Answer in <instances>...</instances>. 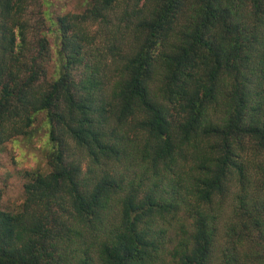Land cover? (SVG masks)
Here are the masks:
<instances>
[{"label":"trees","instance_id":"1","mask_svg":"<svg viewBox=\"0 0 264 264\" xmlns=\"http://www.w3.org/2000/svg\"><path fill=\"white\" fill-rule=\"evenodd\" d=\"M0 0V150L20 172L0 264H264V0Z\"/></svg>","mask_w":264,"mask_h":264},{"label":"rangeland","instance_id":"2","mask_svg":"<svg viewBox=\"0 0 264 264\" xmlns=\"http://www.w3.org/2000/svg\"><path fill=\"white\" fill-rule=\"evenodd\" d=\"M88 0H40L38 18L50 47V62L47 66V79L50 80L56 66L58 38L51 30L58 16L68 13H81L87 7ZM35 134L31 139L16 138L6 143L0 150V190L1 206L4 210L18 209L24 196V179L20 172L30 169L47 171L46 152L49 149V124L44 113H40L34 123Z\"/></svg>","mask_w":264,"mask_h":264}]
</instances>
